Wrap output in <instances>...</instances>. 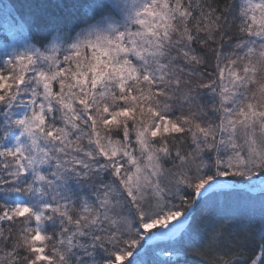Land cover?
<instances>
[{"label":"snow or ice","instance_id":"6c2138e0","mask_svg":"<svg viewBox=\"0 0 264 264\" xmlns=\"http://www.w3.org/2000/svg\"><path fill=\"white\" fill-rule=\"evenodd\" d=\"M204 6L107 0L43 45L9 13L0 117L19 135L0 136L2 182L44 199L0 207V235L29 226L27 264H71L77 235L103 250L99 264H264V211L245 221L216 199L240 185L264 196V0ZM69 179L89 189L78 207L57 190ZM53 220L63 248L50 254Z\"/></svg>","mask_w":264,"mask_h":264},{"label":"trees","instance_id":"16d2710c","mask_svg":"<svg viewBox=\"0 0 264 264\" xmlns=\"http://www.w3.org/2000/svg\"><path fill=\"white\" fill-rule=\"evenodd\" d=\"M3 7L9 8V13L16 17L18 21L25 22L26 27L31 28V33L35 39L41 44L47 43L51 35L54 34L56 29H63L66 31L74 32L76 28L85 20L91 18L93 12L99 13L104 11L100 7L101 3L107 0H0ZM224 0H204V13L207 14L211 9H217L215 14H219L218 5H222ZM235 4V11H238L240 0H232ZM198 19L202 18L197 14ZM4 21L12 25L13 32L17 31V24L9 23L7 18L0 14V45H4L7 41L3 32ZM206 47L211 52V44L209 42ZM226 51L231 49L226 48ZM15 118V117H13ZM5 118L0 117V136L3 135L4 130L8 129V136L6 143L11 146L15 143V137L18 136V131L10 128L7 123H4ZM50 171V170H49ZM9 177L5 171H0V207H11L16 203L27 202L32 204L33 207H39L43 203L32 197L25 191L26 184H6L2 181L8 180ZM254 181V180H253ZM61 183V182H60ZM58 184V183H57ZM244 186V185H240ZM62 196L74 200L79 205L80 198L89 189L79 187L73 180L69 179L67 183L57 189ZM227 191V190H225ZM46 199H51V192H49ZM222 209L231 206L233 208L240 207L244 210L243 220L254 219L258 222L261 211H264L262 204H264V196L260 191H250L239 188L238 196H224L219 195L216 197ZM183 210V209H181ZM197 222H200L198 213H194ZM29 226L24 221H16L11 224H4L2 227V235H0V264H27L25 257L29 256V244L26 243L25 237L29 235L27 228ZM47 233L52 238L46 242V247L49 253L52 254L54 249H62L63 246L58 243L59 237L57 233L61 230V225L58 220L49 221L45 224ZM72 229L65 236L71 235ZM88 236H75L71 243V253L69 259L71 264H92L95 260L97 264L103 258V250L98 246L93 249L88 247L90 243ZM161 249H168L170 242H158ZM80 245H83L81 247ZM15 250L16 254L10 255V252ZM89 252H94V255L89 256ZM160 259H167L160 257ZM173 260L180 259L183 264H200L199 258L188 256H173Z\"/></svg>","mask_w":264,"mask_h":264},{"label":"rangeland","instance_id":"374dc122","mask_svg":"<svg viewBox=\"0 0 264 264\" xmlns=\"http://www.w3.org/2000/svg\"><path fill=\"white\" fill-rule=\"evenodd\" d=\"M0 14L3 15L4 17H6V18L9 15V8L3 7V5L1 4V1H0ZM6 22L7 21H4V29H3L4 34H5V31H4L5 29H7L8 31H12L13 32L12 25H10V24H8ZM5 36H6V39H7L6 40L7 42L5 44H7V43H9L11 41V37L6 35V34H5ZM18 135H19V132H18ZM57 183L60 184V181H57ZM252 185L254 187H256L257 189H259V185L256 184L255 180L252 181ZM239 188H244L246 190L252 191L249 187H246V186H239ZM257 191H259V190H257ZM253 192H255V191H253ZM32 197H35L39 201H41L43 199L39 194H36V193H33Z\"/></svg>","mask_w":264,"mask_h":264},{"label":"water","instance_id":"95a60500","mask_svg":"<svg viewBox=\"0 0 264 264\" xmlns=\"http://www.w3.org/2000/svg\"><path fill=\"white\" fill-rule=\"evenodd\" d=\"M241 189H244V188H241Z\"/></svg>","mask_w":264,"mask_h":264}]
</instances>
